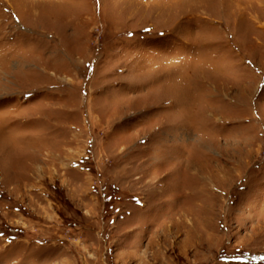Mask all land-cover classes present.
Returning a JSON list of instances; mask_svg holds the SVG:
<instances>
[{"label": "rangeland", "instance_id": "374dc122", "mask_svg": "<svg viewBox=\"0 0 264 264\" xmlns=\"http://www.w3.org/2000/svg\"><path fill=\"white\" fill-rule=\"evenodd\" d=\"M0 264H264V0H0Z\"/></svg>", "mask_w": 264, "mask_h": 264}]
</instances>
